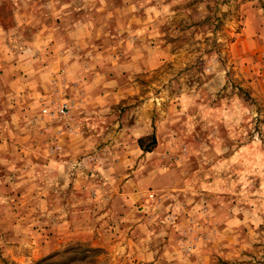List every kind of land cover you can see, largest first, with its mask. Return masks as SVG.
<instances>
[{
	"label": "rangeland",
	"instance_id": "374dc122",
	"mask_svg": "<svg viewBox=\"0 0 264 264\" xmlns=\"http://www.w3.org/2000/svg\"><path fill=\"white\" fill-rule=\"evenodd\" d=\"M77 23L110 136L79 150L89 187L0 166V264H264V0H0V55ZM68 78L41 112L86 96Z\"/></svg>",
	"mask_w": 264,
	"mask_h": 264
},
{
	"label": "crops",
	"instance_id": "0c3cea01",
	"mask_svg": "<svg viewBox=\"0 0 264 264\" xmlns=\"http://www.w3.org/2000/svg\"><path fill=\"white\" fill-rule=\"evenodd\" d=\"M75 26L73 36H68L69 32L65 35L62 26L56 25L50 28V33L41 30L31 40L18 43L15 49L0 55V166H33L32 171L41 172L47 188H54L56 192L61 187L58 181L71 167L79 172L80 185L89 187L87 183L91 180L86 178L94 166L89 159L79 160V150L99 147V140L104 141L110 136L102 123L108 119L104 111L109 110L112 103L105 97L99 98L105 90L97 87L92 77L99 71V53L93 49L80 52L79 43L70 41L79 33V24ZM3 31L0 27L1 34ZM77 75L86 82L76 91L83 87L86 96L91 94V101L86 96L76 98L77 108L58 119L43 115L38 97L52 99L74 92V88L67 91L73 87L68 76L76 78ZM3 96H6L9 107L15 110L14 114L3 115L1 112ZM48 105L51 110L57 107V104ZM56 143L63 144V153L54 151ZM123 144L127 145L126 142ZM112 145L106 147L108 151ZM124 158L125 166H130L132 160ZM106 166L111 169L114 165ZM53 173L57 181L52 179ZM95 184L100 187L99 182ZM136 185V181L130 178L125 186ZM95 192L101 196V190ZM82 210L79 207V223L84 225V231L79 230V235H86L87 213Z\"/></svg>",
	"mask_w": 264,
	"mask_h": 264
},
{
	"label": "built area",
	"instance_id": "2783aa9c",
	"mask_svg": "<svg viewBox=\"0 0 264 264\" xmlns=\"http://www.w3.org/2000/svg\"><path fill=\"white\" fill-rule=\"evenodd\" d=\"M50 105L47 103L44 104L42 114L45 116L52 117L53 119H58L60 117L66 116L70 110H71V104L70 103H62L58 107H56L54 110L50 109ZM70 131V130H69ZM54 151L63 153L64 146L63 144H55Z\"/></svg>",
	"mask_w": 264,
	"mask_h": 264
},
{
	"label": "trees",
	"instance_id": "16d2710c",
	"mask_svg": "<svg viewBox=\"0 0 264 264\" xmlns=\"http://www.w3.org/2000/svg\"><path fill=\"white\" fill-rule=\"evenodd\" d=\"M47 262L45 261V262H43L42 264H46Z\"/></svg>",
	"mask_w": 264,
	"mask_h": 264
}]
</instances>
